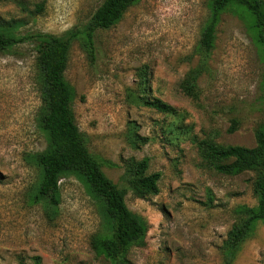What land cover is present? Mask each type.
I'll return each mask as SVG.
<instances>
[{
    "label": "rangeland",
    "instance_id": "1",
    "mask_svg": "<svg viewBox=\"0 0 264 264\" xmlns=\"http://www.w3.org/2000/svg\"><path fill=\"white\" fill-rule=\"evenodd\" d=\"M28 1L33 10L44 2V11L30 15L13 0H0V24L15 33L62 34L88 22L103 0ZM209 16L210 0H140L111 28L91 38L81 33L72 44L65 74L76 92L77 123L106 175L127 188L128 207L148 224L144 243L129 247L125 264H224L220 246L237 221L236 208L258 203L253 172H217L196 140L255 145L264 119V46L252 15L227 6L196 92L188 95L181 83L199 65ZM34 46L0 51V264H112L100 246L111 233L104 204L82 178L62 177L53 210L28 194L35 173L23 154L47 145L36 120L41 100ZM145 66L147 94L173 105L176 114L133 98ZM133 131L148 140L135 146ZM132 158L147 159L148 173L160 172L158 194L134 195L125 176ZM233 264H264V223Z\"/></svg>",
    "mask_w": 264,
    "mask_h": 264
},
{
    "label": "trees",
    "instance_id": "2",
    "mask_svg": "<svg viewBox=\"0 0 264 264\" xmlns=\"http://www.w3.org/2000/svg\"><path fill=\"white\" fill-rule=\"evenodd\" d=\"M30 15L40 14L44 2L29 7L28 0H13ZM140 0H103L89 21L62 34L42 31L15 33L9 25L0 24V51L6 52L18 43H35V70L41 104L36 113L38 127L46 137L43 150L26 151L23 160L35 173L28 194L33 201L44 202L49 209L58 207L61 201L62 177L76 174L89 186L92 193L104 204L107 226L111 233L102 240L103 252L112 264H125L126 252L133 244H143L147 232L146 219L132 211L125 200L127 188L113 182L102 169V162L89 150L84 133L77 123L74 86L66 77L71 48L81 33L89 38L97 29H109L118 23L128 9ZM238 5L254 18L259 28V41L264 46V8L259 0H210V16L201 31L198 51L199 65L186 74L181 86L188 95L196 91L197 79L207 65L214 47V34L219 14L229 5ZM146 66L139 71L137 92L132 96L138 104L161 113L176 114L177 109L159 97L147 94L149 90ZM147 94V95H146ZM235 129L233 124L229 131ZM132 143L138 146L148 138L132 132ZM200 155L217 172L238 175L251 171L254 174L253 190L258 199L254 206L240 204L236 208L237 221L228 230L220 246L224 264H233L244 243L253 237L260 223H264V119L255 129V145H225L211 138L196 140ZM147 159H130L126 163L125 176L134 195L147 198L160 191V172L148 173ZM18 264H26L20 259Z\"/></svg>",
    "mask_w": 264,
    "mask_h": 264
}]
</instances>
